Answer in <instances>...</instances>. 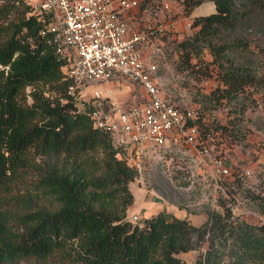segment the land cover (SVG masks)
I'll return each mask as SVG.
<instances>
[{"label": "trees", "instance_id": "16d2710c", "mask_svg": "<svg viewBox=\"0 0 264 264\" xmlns=\"http://www.w3.org/2000/svg\"><path fill=\"white\" fill-rule=\"evenodd\" d=\"M153 1L159 0H140L138 8ZM178 1L185 17L203 2ZM208 1L215 12L193 17L191 36L176 42V69L202 65L206 76L208 66L216 69L220 85L207 99L238 105L239 118L227 122L233 129L246 111L247 89L264 87L246 33L264 34V0ZM0 3L1 21L19 0ZM28 9L17 23L0 25V264H46L56 257L65 264H182L177 255L203 247L196 264H264V224L238 221L224 201L218 202L222 212L208 213L197 226L164 212L141 224L129 219L128 185L136 171L114 157L109 135L77 112L62 73L66 59L39 35L44 25L26 17ZM227 127L215 130L228 137ZM27 171L34 174L32 192L19 199L22 212H11L7 195ZM249 197L264 215V194ZM39 200L46 206L36 207Z\"/></svg>", "mask_w": 264, "mask_h": 264}, {"label": "rangeland", "instance_id": "374dc122", "mask_svg": "<svg viewBox=\"0 0 264 264\" xmlns=\"http://www.w3.org/2000/svg\"><path fill=\"white\" fill-rule=\"evenodd\" d=\"M38 1L41 0H19V6L15 3L17 9L1 20L0 25L17 23L23 16L24 7ZM2 4L4 3H0ZM145 9L148 24L157 22L153 20L157 11L161 15L160 21L173 24V34L170 37L173 40L158 42L150 60L157 67L156 78L160 93L179 108L195 112L200 131L199 142L204 148L186 144L182 140L169 141L160 150L148 154L142 169L128 185L129 191L131 188L134 194L140 193L144 211L155 212V209H164L167 214L175 213L179 218L185 217L196 226L206 220L208 213L222 212L219 201L227 203L238 221L249 225L264 224V215L249 197L251 194H264V87L247 89L250 99L244 100L247 105L244 115L233 129L232 126L227 127L229 119L237 114L235 108L238 109V105H229L223 101L221 106H215L207 99L220 85L216 79V69L208 66L207 76L203 75L202 65H196L193 71L176 69V42L191 36L194 31L189 28L190 21L185 20L179 13V1H153ZM214 12L213 3L203 0L202 4L193 10L191 17ZM246 33L252 34L254 42L251 47L255 54L254 68L258 76L264 79V34L258 28L248 29ZM202 59L209 62L211 57L204 52ZM30 90L27 88L25 93L29 94ZM94 90H100L103 94L109 90L111 96L115 95V99L122 104L138 103L142 100L137 86L125 79H113L108 85L91 84L86 89V95L90 96ZM27 102H31L29 96ZM238 116L237 114L235 118H239ZM216 126L227 127V130H231V135L220 136L219 130H215ZM220 158L229 168L227 175H221L217 171L215 160ZM33 180L34 174L27 171L23 178L14 183L7 195L8 210L22 212L17 208L22 204L19 199L26 200L30 195ZM45 203L39 200L34 205L44 207ZM147 203L149 205L146 206ZM138 204L139 200L136 199L135 205ZM132 212L129 213V219L136 216L135 223L141 224V215L137 211ZM203 251L204 247L179 254L177 257L182 264H196ZM46 264L65 263L56 257L47 260Z\"/></svg>", "mask_w": 264, "mask_h": 264}, {"label": "built area", "instance_id": "2783aa9c", "mask_svg": "<svg viewBox=\"0 0 264 264\" xmlns=\"http://www.w3.org/2000/svg\"><path fill=\"white\" fill-rule=\"evenodd\" d=\"M136 8L137 0H41L29 6L26 17L44 25L39 35L66 59L62 73L77 112L86 113L95 129L109 135L114 157L137 173L148 154L169 141L202 144L195 112L160 93L157 67L150 60L158 42L173 34V24L157 21L129 29L122 15ZM113 79L135 84L141 102L119 103L109 90L86 95L89 85H108ZM215 166L219 174H228L221 158Z\"/></svg>", "mask_w": 264, "mask_h": 264}, {"label": "crops", "instance_id": "0c3cea01", "mask_svg": "<svg viewBox=\"0 0 264 264\" xmlns=\"http://www.w3.org/2000/svg\"><path fill=\"white\" fill-rule=\"evenodd\" d=\"M137 1H140V0H137ZM145 10L146 9L140 10L139 8H136V9L130 11V12H124V14L122 15V18L124 19V22H125L126 26L129 29H137V28H139L141 26H145L146 24H148L147 23V18L145 17L146 16V11ZM192 12H191V14H192ZM158 13H159L158 11L154 13V16H153L154 19L153 20L160 21L161 15L158 14ZM179 13H181L182 17L185 18V20L191 21V19H192L191 14H190L189 17H185L182 14V7H181L180 3H179ZM112 97L115 98V95H112ZM130 191H131V194L133 196V204L131 205V207L129 209V213L131 211H133L132 213H135L137 211V213L139 215H141V218H143V219L150 218L151 216H153V215H155V214H157L159 212L167 213L164 209L163 210L162 209H160V210H156L155 209V212H153V210H150V211L145 210L144 211V209H142V201H141L142 197L140 196V193L136 192L134 194V192L131 190V188H130ZM136 199L139 200V204L137 206L135 205ZM151 200H152V198H151ZM147 205H149V204L147 203L146 206ZM172 215L175 216L176 214L173 213ZM175 217H177V216H175ZM181 219H186V218L182 217Z\"/></svg>", "mask_w": 264, "mask_h": 264}]
</instances>
